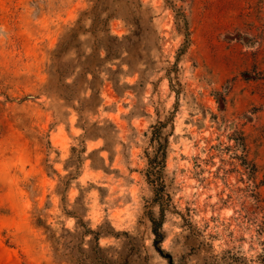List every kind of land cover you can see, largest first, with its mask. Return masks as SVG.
<instances>
[{"label": "rangeland", "instance_id": "374dc122", "mask_svg": "<svg viewBox=\"0 0 264 264\" xmlns=\"http://www.w3.org/2000/svg\"><path fill=\"white\" fill-rule=\"evenodd\" d=\"M261 254L264 0H0V264Z\"/></svg>", "mask_w": 264, "mask_h": 264}, {"label": "trees", "instance_id": "16d2710c", "mask_svg": "<svg viewBox=\"0 0 264 264\" xmlns=\"http://www.w3.org/2000/svg\"><path fill=\"white\" fill-rule=\"evenodd\" d=\"M161 156H162V160H164V158H165V151H163L162 152V154H161ZM153 171V169L152 168H150L149 169V177H150V173H154V171ZM152 221L154 222V220L152 219ZM159 223H160V221H158V225H159ZM97 238V237H96ZM97 240H98V238H97ZM100 259L102 260V263H100V264H105V262H104V260H103V258H101L100 257ZM256 263L255 264H264V254H261V255H259L257 258H256ZM122 264H127V262L125 261L124 263H122Z\"/></svg>", "mask_w": 264, "mask_h": 264}]
</instances>
